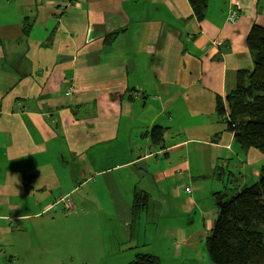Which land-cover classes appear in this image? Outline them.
Listing matches in <instances>:
<instances>
[{
	"label": "crops",
	"instance_id": "0c3cea01",
	"mask_svg": "<svg viewBox=\"0 0 264 264\" xmlns=\"http://www.w3.org/2000/svg\"><path fill=\"white\" fill-rule=\"evenodd\" d=\"M254 25L264 0H209L202 19L191 0H0V220L87 190L83 206L123 212L112 242L136 255L141 222L170 225L178 256L208 237L214 194L259 184L264 166L217 116L254 67Z\"/></svg>",
	"mask_w": 264,
	"mask_h": 264
},
{
	"label": "rangeland",
	"instance_id": "374dc122",
	"mask_svg": "<svg viewBox=\"0 0 264 264\" xmlns=\"http://www.w3.org/2000/svg\"><path fill=\"white\" fill-rule=\"evenodd\" d=\"M99 180V186L104 185L103 179ZM226 192L230 195L234 193L230 190ZM55 193L53 199L57 197ZM86 194L87 190L83 194L77 191L61 197L60 203H55V207L40 218L28 216L29 219L24 221L12 218L10 223V218H7L8 221L0 220V264H127L125 254H128L129 259L136 257L129 242H123L125 244H121L120 248L112 242L115 231L121 234L122 220H125L123 212L114 209L112 201L108 200L106 203L109 208L83 206L79 200L87 198ZM108 195V191L102 194L104 198ZM65 198L71 199V209H65ZM20 211L19 216L33 214L23 207ZM139 224L140 240L146 244L140 246V253L163 251L164 264H213L207 256V236L192 240L193 244L184 246L182 255L178 256L171 249L172 238L165 237L170 225L155 233L154 227L146 222ZM125 248L127 251L123 254Z\"/></svg>",
	"mask_w": 264,
	"mask_h": 264
},
{
	"label": "trees",
	"instance_id": "16d2710c",
	"mask_svg": "<svg viewBox=\"0 0 264 264\" xmlns=\"http://www.w3.org/2000/svg\"><path fill=\"white\" fill-rule=\"evenodd\" d=\"M191 1L195 13L202 19L209 0ZM247 45L254 67L240 72L235 89L217 98V116L242 149H256L264 155L263 26H253ZM152 139L156 143L162 141L163 130L154 129ZM218 170L223 174L225 168L218 167ZM257 184L240 190L229 185L232 195L226 191L214 194L217 217L206 239L207 256L213 264H264V166ZM128 264L163 262L153 254H138Z\"/></svg>",
	"mask_w": 264,
	"mask_h": 264
},
{
	"label": "built area",
	"instance_id": "2783aa9c",
	"mask_svg": "<svg viewBox=\"0 0 264 264\" xmlns=\"http://www.w3.org/2000/svg\"><path fill=\"white\" fill-rule=\"evenodd\" d=\"M241 18V14L237 11V10H234L230 13V15L228 16V23L231 24V25H235L239 22ZM67 96H70L71 95V90H69L67 93H66ZM186 191H191L190 188H187ZM66 200V198H65ZM72 201L71 199H68L66 200V208H72Z\"/></svg>",
	"mask_w": 264,
	"mask_h": 264
},
{
	"label": "clouds",
	"instance_id": "9594fccd",
	"mask_svg": "<svg viewBox=\"0 0 264 264\" xmlns=\"http://www.w3.org/2000/svg\"><path fill=\"white\" fill-rule=\"evenodd\" d=\"M27 219H29V217H28L27 215H25V214H22V215L19 217V220H21V221H24V220H27Z\"/></svg>",
	"mask_w": 264,
	"mask_h": 264
}]
</instances>
